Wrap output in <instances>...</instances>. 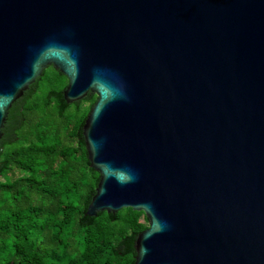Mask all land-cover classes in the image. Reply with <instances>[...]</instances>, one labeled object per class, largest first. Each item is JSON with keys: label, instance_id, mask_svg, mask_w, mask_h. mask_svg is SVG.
Returning a JSON list of instances; mask_svg holds the SVG:
<instances>
[{"label": "water", "instance_id": "1", "mask_svg": "<svg viewBox=\"0 0 264 264\" xmlns=\"http://www.w3.org/2000/svg\"><path fill=\"white\" fill-rule=\"evenodd\" d=\"M45 67L57 118L95 96L79 227L130 208L129 264H264V0H0V147Z\"/></svg>", "mask_w": 264, "mask_h": 264}, {"label": "trees", "instance_id": "2", "mask_svg": "<svg viewBox=\"0 0 264 264\" xmlns=\"http://www.w3.org/2000/svg\"><path fill=\"white\" fill-rule=\"evenodd\" d=\"M65 85L45 67L18 108L14 141L0 147V264H129V254L113 250L147 228L142 212L130 208L110 222L100 212L78 226L96 174L83 164L75 130L95 96L66 105L57 118L58 106L46 95Z\"/></svg>", "mask_w": 264, "mask_h": 264}, {"label": "rangeland", "instance_id": "3", "mask_svg": "<svg viewBox=\"0 0 264 264\" xmlns=\"http://www.w3.org/2000/svg\"><path fill=\"white\" fill-rule=\"evenodd\" d=\"M86 106H87V103L82 104V107H86ZM16 176H19V175H16ZM139 222H142V218H139Z\"/></svg>", "mask_w": 264, "mask_h": 264}]
</instances>
